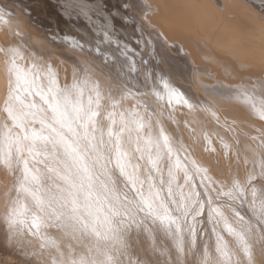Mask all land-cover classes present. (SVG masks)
<instances>
[{"label":"snow or ice","instance_id":"obj_1","mask_svg":"<svg viewBox=\"0 0 264 264\" xmlns=\"http://www.w3.org/2000/svg\"><path fill=\"white\" fill-rule=\"evenodd\" d=\"M0 25L12 35L0 44V64L6 74V87L0 95V171L13 177L11 187L6 186L0 196L5 203L0 228L7 226L10 244L24 248L27 234L43 239L41 249L55 247L59 251V241L70 238L90 244L88 253L94 248L99 258L69 256L59 264H123L120 257L130 241L147 233L145 240H151L154 251L170 253L167 245L160 247L168 241L187 257L201 247L196 225L207 203L208 219L217 225L222 222L223 231L234 239L217 234L214 250L202 246L199 264H256L255 246L264 250V133L257 146L261 156L258 171L255 159L245 155L241 160L237 153L238 167L230 181L214 180L209 169L196 160L184 157L182 161L178 153L186 151L185 146L180 143L174 149L178 142L164 126L163 111L153 107L152 96L162 98L155 89L157 80L163 81L168 92V105L174 100L190 111L198 107L165 75L144 72V87L152 81V88L144 92L136 89L133 94L120 72L115 76L97 73L93 56L102 50L74 41L69 46L80 49L87 59L75 64L70 83L65 79L61 84L54 62L41 55L25 56L17 43L23 28L3 8ZM122 55L128 74L138 73L127 51ZM28 60L30 64L21 66ZM37 80L47 83L28 94L38 96L39 103L35 99L25 103L19 95L21 84L35 85ZM260 87L264 95V82ZM199 107L216 116L211 108ZM253 110L264 121V104L259 110L253 106ZM167 119L176 122L171 112ZM204 139L209 138L205 135ZM223 147L230 146L225 143ZM249 162L253 165L250 170ZM197 175L205 194L217 193L215 197L208 195L206 202L193 187ZM217 184L219 187H212ZM21 194L30 198V211L25 205L30 223L22 218ZM216 201L220 203L213 207ZM222 208L229 210L231 222ZM42 229H54L55 234L42 235ZM212 231L215 233V227ZM32 254L38 256L35 251ZM171 264H180L179 256Z\"/></svg>","mask_w":264,"mask_h":264},{"label":"bare ground","instance_id":"obj_2","mask_svg":"<svg viewBox=\"0 0 264 264\" xmlns=\"http://www.w3.org/2000/svg\"><path fill=\"white\" fill-rule=\"evenodd\" d=\"M0 8L21 24L23 36L17 43L22 46L25 56L41 55L50 63L54 62L61 84L65 79L71 82L73 70L71 73L68 70L71 64L65 65L69 59L75 62L87 59L80 49L73 50L69 46L74 41L89 49L102 50L93 56L97 73L115 76L120 72L122 79L132 86L133 94L136 89L142 92L151 90L152 81H149L148 88L144 87V72L155 73L158 77L165 75L173 87L198 107L190 111L174 100L168 105V92L161 80L155 81V89L162 98L152 96L153 107L163 111L164 126L178 142L173 147L183 143L186 149L184 156L208 168L214 180L230 181L237 171V153L241 160L245 155L255 159L259 170L261 156L257 146L261 143V133H264V121L255 115L253 106L259 110L264 104L260 87L264 82V0H0ZM44 16L57 21L60 28L79 32L80 36L60 35V30L53 33L45 29L48 22ZM11 38V33L0 25V44ZM125 51L136 62L139 74H128L126 57L122 55ZM25 63L30 64L31 61H22L21 66ZM46 83V80H37L31 86L22 83L20 98L25 103L29 102L28 93ZM5 87L6 74L0 64V95ZM236 96L239 98H228ZM36 102L39 103L38 96ZM199 105L211 108L216 116L211 111L202 110ZM140 111L145 114L143 108ZM170 112L175 123L167 119ZM205 135L208 140L204 139ZM225 143L230 146L228 149L223 147ZM212 148L216 151H210ZM179 156L183 161L182 155ZM38 167L42 168V165ZM252 167L249 162L247 169ZM244 171L241 164V175ZM8 175L0 171V196L6 186L10 187ZM23 196L21 194L20 197L21 213H27L25 205H29L30 211V198ZM3 203L4 200L0 199V214L4 212ZM244 206L247 208L246 204ZM221 211L227 214L223 208ZM226 216L231 222V216ZM210 225L216 229L215 241L217 234L226 240L231 239L219 232L213 220ZM0 229L7 234L6 225ZM68 241L69 238L59 241V251L53 247L52 261L59 264L69 256L74 259ZM165 245L172 248L168 241L160 247ZM86 246L91 247L87 242L79 243L80 254ZM232 247L230 244L229 248ZM138 251L142 254L140 261L150 264L149 259L154 256L151 240H138ZM173 253L182 260L183 255L175 248ZM254 256L256 264H264V250L258 244ZM52 261L48 259L47 263L52 264Z\"/></svg>","mask_w":264,"mask_h":264},{"label":"rangeland","instance_id":"obj_3","mask_svg":"<svg viewBox=\"0 0 264 264\" xmlns=\"http://www.w3.org/2000/svg\"><path fill=\"white\" fill-rule=\"evenodd\" d=\"M44 17H45L46 22H48V24L45 27V29H47V30L49 29L50 31H53V33H58L59 30H60V35L61 34L64 35L65 33L66 34L68 33V34L75 35V37L76 36H80L79 32H77L75 30L73 31L72 29H69V28H60L61 26L58 24L57 21H55L53 19H50V17L48 18L47 16H44ZM50 20H51V22H50ZM49 23H50V26L48 28ZM51 24H52V27L54 26L53 28L51 27ZM67 60H68V58H66L64 62L66 63ZM70 61L72 62L74 60H70L69 59V62H67V64H65L67 66H68V64H71V65L68 66L69 72H70V70H73V67H74L73 66V62L71 63ZM76 63L77 62H75L74 65ZM70 66H72L71 67L72 69L70 68ZM70 75H72V73ZM71 77L72 76H70V78ZM32 93H35V90L32 91ZM27 97L29 98L30 101L33 100V99H35V101H36V99H37V96H34V95H29L28 94ZM183 151L184 150L182 149L179 152V154L182 155V157L184 159L185 156L183 154ZM8 177L10 179L9 180L10 183L9 182L8 183H9V186L11 187V181H12L13 177H12L11 174L8 175ZM193 187L197 191L202 193L203 199H204L205 202L208 199V195H211L212 197H215L217 195V193L213 194L212 192L210 194H205V190H204L203 186L200 184V179L198 178V176L195 177V180L193 182ZM2 193H3V191H2ZM219 203H220V201L214 202L213 207H215V205H219ZM3 204H5V203H3ZM4 207H5V205H4ZM223 209L227 213L225 215H230L231 216V214H230V212H229V210L227 208H223ZM245 209H246V207L244 206L243 208H241V211L243 212ZM20 211H21V208H20ZM207 213H208V206H207V203H205V213H204V215L202 217L198 218V220H200L201 222L196 225L197 230H198L197 243L201 247H198L197 249H194L193 253L188 255L187 257L183 256L182 260L179 257L180 264H199V260H200L199 252L202 250V246L203 245H209L214 250L215 243H216V241H215V233L213 231H211L213 228L210 227L211 226L210 225L211 220L208 219ZM22 218L28 219L29 223L31 222L30 217L28 216V213H24V216ZM213 223L217 226V228H218L220 233H223L227 237H230L226 232L223 231V223L222 222L217 225L215 223V221L213 220ZM149 224H150V222H149ZM6 229H7V226H6ZM26 230L27 229L25 228V232H27ZM45 232L50 233L52 235L55 234V230L54 229H47V230L42 229L41 230V234L42 235ZM25 237H24V248L14 247L12 244H10L8 242L7 234H5V232L2 229H0V264H48L47 263L48 259L52 261V254H53L52 251L54 250L53 247H45V248L41 249L39 247V244L44 242L43 239H40L38 237H33V236L27 235V234L25 235ZM145 237H146V233H143L138 239L136 238V239H132L130 241L129 247L126 249L125 254L120 257V259L123 261V264H140V262H141L140 259H141V255L142 254L139 253V251L136 252V249H137V246H138V240H140V239L142 240ZM233 239L234 238L231 237V239H229V241H232ZM68 242L72 246V249H71L70 252H71V254H74L73 255L74 259H78L80 255H90V256H92L94 258H99V257H96V252H95L94 248H93L92 253H88V246H86L87 248H83V250H84L83 254H80L79 243H77L76 241L71 240L70 238H69ZM89 246H91V245L89 244ZM173 250H174V248L172 246V248H170V253H167V254H164V255H161L159 251H154L153 254H154L155 257L153 256L151 259H149L150 260V264H171V261L174 260L178 256V254L175 255L173 253ZM34 251L38 254L39 257L38 256H34L32 254ZM40 257L42 259H40ZM66 259H68V258H66ZM142 259L144 260L143 257H142Z\"/></svg>","mask_w":264,"mask_h":264}]
</instances>
